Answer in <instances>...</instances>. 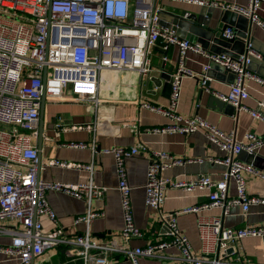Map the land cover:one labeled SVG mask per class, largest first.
<instances>
[{
	"label": "built area",
	"instance_id": "built-area-1",
	"mask_svg": "<svg viewBox=\"0 0 264 264\" xmlns=\"http://www.w3.org/2000/svg\"><path fill=\"white\" fill-rule=\"evenodd\" d=\"M164 1L218 7L250 18L264 28L257 15L264 0H247V7L220 5L213 0H0V235L11 238L10 245L0 246V254L9 257L14 264H32L33 258L37 259L47 251L62 246L72 249L82 264H110V255L114 253L122 254L131 264H139L141 257L156 258L159 264H170L172 257L166 256V253L173 249L179 252L180 264H251L242 261L237 246L246 239L264 240V225L225 227L222 218L201 217L198 231L202 248L201 253L196 254L180 229L177 218L181 214H198L213 209L221 210L222 216L226 217L240 208L246 219L252 206H264V198L248 194L243 176L247 173L264 181V172L237 158L242 152L256 154L264 147V135L247 133L238 139L235 131L225 133L197 115L183 117L179 113V105L184 79L198 76L186 66L189 52L236 74L227 95L212 92L205 74L202 90L233 106L239 113H249L257 120L263 119L264 98L256 110L248 108L245 105L250 98L248 82L264 86V78L247 69L249 55H254L253 52L249 51L238 60L226 55H213L200 44L181 39L174 30L162 27L155 4ZM224 35L228 39L234 38L235 31L228 28ZM158 43L162 44L166 53L171 47L177 48L179 60L171 75L168 105L141 103L142 109L162 115L169 121L166 126L149 132L192 134L204 131L208 140L225 154L222 159H211L225 167L222 179L214 181L206 174L190 181L164 178L163 173L173 166L202 163L203 160H184L165 152L154 153L147 171L145 203L160 214L167 239L145 248L131 249L126 247L127 244L144 238L145 234L135 223L126 163L146 147L144 144L133 148L114 147L106 153L112 154L115 159L117 189L124 219L120 237L126 246L116 243L100 245L92 239L89 226L104 214L91 210L75 220V224L87 225L86 233L73 239L67 238L47 194L54 191L91 202L94 198H101L107 188L92 182L85 185L38 182L39 151L33 140L39 136L43 94L45 92L47 102L89 103L96 109L101 103L102 74L115 71L148 78L153 72L150 56ZM164 61H168L167 56ZM207 70L206 64L204 73ZM96 126L94 123L75 129L96 133ZM67 146L88 147L85 143ZM92 150L95 155V146ZM93 163L48 160L44 164L92 173ZM232 182L236 186L233 196L229 194ZM168 188L182 189L185 193L206 191L208 200L198 207L173 213L166 219L162 207ZM43 217L48 218L55 229L45 232L40 221ZM230 249H233L231 254L228 253ZM229 256H236L237 261L226 262Z\"/></svg>",
	"mask_w": 264,
	"mask_h": 264
},
{
	"label": "crops",
	"instance_id": "crops-1",
	"mask_svg": "<svg viewBox=\"0 0 264 264\" xmlns=\"http://www.w3.org/2000/svg\"><path fill=\"white\" fill-rule=\"evenodd\" d=\"M221 4H235L247 7V0H213ZM159 10L172 11L178 14L183 12L198 13L202 6L191 5L178 1H164L155 4ZM215 8L213 15H208L211 26L219 22L222 13L221 8ZM259 20L264 24V4L257 12ZM169 20V19H168ZM233 29V28H232ZM252 37L264 47V28L254 23ZM166 62V72L176 69L179 53L178 49L171 47L168 54L158 43L150 56L153 72L152 77L159 78L163 73L162 66ZM208 60L196 53L187 54L186 66L198 76L184 79L181 91L179 113L183 117L195 115L206 120L225 133L235 131L238 139H242L247 133L264 135V112L263 119H254L249 113L240 112L233 106L226 104L223 109L217 108L210 103L213 95L202 90L204 65ZM217 75L221 74L216 72ZM256 74V73H255ZM224 80L217 76H207L208 86L217 94L227 95L235 79L230 73H224ZM258 75V74H256ZM259 76V75H258ZM262 77V76H260ZM264 78V77H263ZM250 98L245 105L251 110L258 108L259 102L264 98V86L251 81L248 82ZM170 98V88L163 81L160 86L148 82L135 73H121L107 71L102 74L100 100L98 108L89 103H52L47 102L45 109V131L43 139L42 169L40 180L44 183H61L68 185H85L93 183L99 187L107 188L101 198H94L91 202L78 200L72 196L51 191L47 194L48 202L57 215L59 224L62 226L64 236L76 238L84 235L87 231L85 223L75 224V220L86 215L89 210L102 212V217L93 220L89 226L92 239L100 245L110 246L116 243L124 245L120 233L124 226L121 209L120 194L117 189L118 177L114 156L106 153L114 147L133 148L144 144L146 150L127 160V172L129 185L132 188L131 199L135 223L145 234L142 239H134L126 247L145 248L161 240L167 239L165 228L162 225L160 214L145 203V185L147 182L148 166L152 156L157 152H165L169 155L184 160L202 159V163H187L184 166H173L163 173L164 178L179 181H190L206 174L214 181H220L225 167L211 159H222L225 154L212 144L204 131L192 134H159L149 132L154 128H161L169 124L162 115L141 108V103H150L156 106H167ZM220 100V99H219ZM221 101V100H220ZM223 102V101H222ZM96 123V133L85 128ZM58 124L60 127H58ZM136 126V127H135ZM39 129V126H38ZM95 141V142H94ZM39 136L33 140L38 149ZM85 143L87 148H71L67 145ZM95 146V155L92 147ZM238 158V157H237ZM253 163L240 161L254 166L264 172V147L255 154ZM95 159V160H94ZM247 159V158H246ZM48 160H59L73 164L93 163V172L80 171L74 168L47 167L44 163ZM251 197L264 198V181L250 174H243ZM231 196L236 194V186L232 182L229 189ZM208 192L196 191L185 193L182 189L168 188L165 192L166 200L162 207V214L169 219L173 213L198 207L207 202ZM201 217L222 218L225 227H245L264 225V206H252L250 213L245 219L241 209L233 210L232 216H222V211L213 209L198 214L187 213L178 216V224L183 233L188 237L192 250L196 254L201 253L202 242L198 231V221ZM44 231L55 229V225L46 217L40 219ZM9 236L0 235V246L10 245ZM242 256V261L251 264H264V240L258 238L243 240L237 246ZM172 257L170 264H180L179 252L175 249L166 253ZM236 256H229L226 262L235 263ZM0 264H14L9 257L0 254ZM35 264H82L75 252L67 247H59L47 251L43 256L35 259ZM110 264H131L122 254L110 255ZM139 264H159L156 258L139 259Z\"/></svg>",
	"mask_w": 264,
	"mask_h": 264
},
{
	"label": "water",
	"instance_id": "water-1",
	"mask_svg": "<svg viewBox=\"0 0 264 264\" xmlns=\"http://www.w3.org/2000/svg\"><path fill=\"white\" fill-rule=\"evenodd\" d=\"M214 11L215 8H212L211 6H202L200 12L198 13H189L187 15V12L178 14L172 11L159 10L157 15L160 18V24L162 27L174 30L181 39H186L192 43L200 44L202 48L210 54L218 56L226 55L238 60L242 55H247L249 51L253 52L254 55H249L250 64L247 69L264 77V47H261L260 43L252 37L254 29V22L252 19L236 12L225 11L219 18V22H217L215 26H211L208 15H213ZM228 28L234 29V38L228 39L225 37L224 34ZM207 65L208 70L205 72V75L207 76H217L223 81L225 78L223 74L230 73V75L236 79V74L228 71L225 67L217 64L216 62L208 61ZM161 68L163 73L159 78H155L150 75L147 80L148 82H153L157 86H160L162 82L165 81L170 88L171 94V75L173 73V69H171L170 72H166V63H164ZM217 71L221 74L217 75ZM210 103L214 104L219 109L226 107V103L220 101L215 96L211 97ZM46 105L47 99L44 92L41 100L40 122L38 129V182L40 181V173L42 169L41 151L45 131ZM238 158L245 159L248 163H253L256 160L255 154L250 155L246 152L240 153ZM232 252L233 249L228 251L230 254ZM31 263L35 264V258L32 259Z\"/></svg>",
	"mask_w": 264,
	"mask_h": 264
},
{
	"label": "rangeland",
	"instance_id": "rangeland-1",
	"mask_svg": "<svg viewBox=\"0 0 264 264\" xmlns=\"http://www.w3.org/2000/svg\"><path fill=\"white\" fill-rule=\"evenodd\" d=\"M22 23H24V21H22ZM7 223V222H6ZM8 224V223H7Z\"/></svg>",
	"mask_w": 264,
	"mask_h": 264
}]
</instances>
